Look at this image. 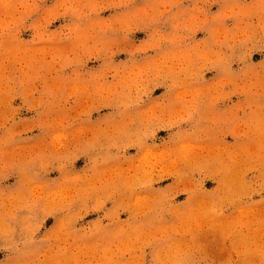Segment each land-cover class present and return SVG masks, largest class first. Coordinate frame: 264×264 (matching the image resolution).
Instances as JSON below:
<instances>
[{"label": "clouds", "instance_id": "obj_1", "mask_svg": "<svg viewBox=\"0 0 264 264\" xmlns=\"http://www.w3.org/2000/svg\"><path fill=\"white\" fill-rule=\"evenodd\" d=\"M0 254L264 264V0H0Z\"/></svg>", "mask_w": 264, "mask_h": 264}, {"label": "rangeland", "instance_id": "obj_2", "mask_svg": "<svg viewBox=\"0 0 264 264\" xmlns=\"http://www.w3.org/2000/svg\"><path fill=\"white\" fill-rule=\"evenodd\" d=\"M138 35L143 36V33H140V34H138ZM0 255H2V254H0Z\"/></svg>", "mask_w": 264, "mask_h": 264}]
</instances>
